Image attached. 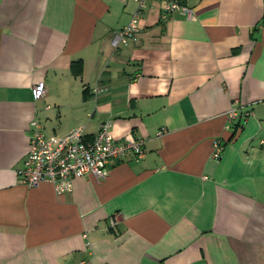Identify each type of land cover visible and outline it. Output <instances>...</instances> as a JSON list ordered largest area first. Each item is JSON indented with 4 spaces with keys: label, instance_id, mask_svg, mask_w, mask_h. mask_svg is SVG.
Segmentation results:
<instances>
[{
    "label": "crops",
    "instance_id": "1",
    "mask_svg": "<svg viewBox=\"0 0 264 264\" xmlns=\"http://www.w3.org/2000/svg\"><path fill=\"white\" fill-rule=\"evenodd\" d=\"M182 1L165 19L152 1L116 51L133 0H0V264H264V0ZM33 120L48 138L109 121L145 154L29 187Z\"/></svg>",
    "mask_w": 264,
    "mask_h": 264
},
{
    "label": "built area",
    "instance_id": "2",
    "mask_svg": "<svg viewBox=\"0 0 264 264\" xmlns=\"http://www.w3.org/2000/svg\"><path fill=\"white\" fill-rule=\"evenodd\" d=\"M137 9L126 24L114 31L111 46L118 50L122 46L136 43L141 32L140 19L152 1L162 4V18L180 12L186 15L190 8L182 0H133ZM46 93L44 82H38L33 87L35 99L42 98ZM250 112L242 111L234 102L227 113L230 123L244 124ZM109 121L100 125L98 131L88 137L84 126H77L68 133L48 138L38 122H31L29 149L22 160L18 175L22 183L29 187H37L49 183L57 194L70 192L75 178L92 175L105 179L108 176V165L113 160H121L133 156L136 160L145 154L144 140L129 135L116 140L111 132ZM161 134V132L159 133ZM212 157L221 158L223 145L219 141L212 144ZM116 222L112 221L114 225Z\"/></svg>",
    "mask_w": 264,
    "mask_h": 264
},
{
    "label": "trees",
    "instance_id": "3",
    "mask_svg": "<svg viewBox=\"0 0 264 264\" xmlns=\"http://www.w3.org/2000/svg\"><path fill=\"white\" fill-rule=\"evenodd\" d=\"M71 70L73 75L78 76L82 73V63L81 61H75L71 64ZM240 126L238 124V126L236 127V130H239Z\"/></svg>",
    "mask_w": 264,
    "mask_h": 264
}]
</instances>
